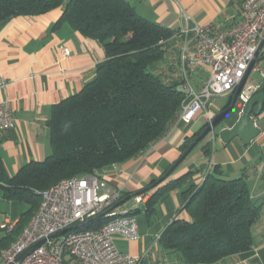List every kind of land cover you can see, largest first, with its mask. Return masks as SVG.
I'll return each mask as SVG.
<instances>
[{"label":"trees","instance_id":"16d2710c","mask_svg":"<svg viewBox=\"0 0 264 264\" xmlns=\"http://www.w3.org/2000/svg\"><path fill=\"white\" fill-rule=\"evenodd\" d=\"M56 7L62 9L57 23L65 21L96 39L105 58L80 90L53 106L47 120L50 154L23 164L11 176L0 163L2 196L25 205L11 229L0 230V254L38 209L40 191L65 178L102 176L141 155L177 121L186 80L199 88L209 74L203 64L188 66L183 72L177 52L180 47L174 46L181 40L179 30L140 15L128 0H0V24L14 16H36ZM260 57L264 58V50L256 60ZM257 91L264 92L263 77ZM205 125L184 138L181 153ZM209 151L204 147V153ZM191 175L160 185L166 177L151 187L149 191L155 190L141 207L129 211L150 216L157 198L183 188ZM126 195L123 192L121 198ZM181 195V210L189 220L173 219L159 238L160 249L177 255L182 264H219L224 257L254 246L257 213L244 176L228 179L217 170L206 173L200 184L189 185ZM103 219L82 229L99 227Z\"/></svg>","mask_w":264,"mask_h":264},{"label":"crops","instance_id":"0c3cea01","mask_svg":"<svg viewBox=\"0 0 264 264\" xmlns=\"http://www.w3.org/2000/svg\"><path fill=\"white\" fill-rule=\"evenodd\" d=\"M128 1L140 15L171 29L179 30L186 23L213 22L222 30L239 20L243 0ZM61 11V7H56L36 16H14L0 24V73L5 83L0 88V100H8L16 120L14 127L0 132V163L8 176L23 164L42 160L50 154L47 120L53 106L80 90L94 76L96 64L105 58L104 49L96 39L74 30L65 21L57 23ZM223 96L228 99L217 112L225 107L231 93ZM239 111L240 105L215 131L230 128L238 119ZM216 113L210 111L211 116ZM252 118L260 133L248 145L238 137L228 143L218 136L211 141L210 135L199 142L160 185L192 173L190 182L181 189L161 194L150 216L144 211L135 215L139 238L123 240L117 237L118 249L130 255L148 249L144 264H182L177 255L160 249L155 237L162 234L173 219L189 220L186 211L181 210V193L191 184H200L206 173L217 170L228 179L245 177L257 213L252 230L254 246L224 257L219 264H264V107ZM203 123L201 116L189 124L176 121L163 138L141 155L103 173L107 187L123 188L124 192L132 194L150 185L179 157L184 138L198 131ZM204 147L210 148L208 154L204 153ZM3 185L0 183V224H14L25 205L4 198ZM154 190L145 193L147 198ZM137 207L141 206L134 208ZM70 264L76 263L71 261Z\"/></svg>","mask_w":264,"mask_h":264},{"label":"built area","instance_id":"2783aa9c","mask_svg":"<svg viewBox=\"0 0 264 264\" xmlns=\"http://www.w3.org/2000/svg\"><path fill=\"white\" fill-rule=\"evenodd\" d=\"M178 36L182 42L180 66L183 72L188 66L202 64L208 65L210 70L199 88L186 80V94L177 121L189 124L201 116L208 123L212 117L209 109L212 98L232 93L254 58L264 36V0H243L239 20L228 28L217 29L213 22L186 23L180 27ZM4 85L0 73V88ZM259 87L257 83L241 89L240 107ZM15 122L8 100H0V132L14 127ZM209 135L213 141L214 133ZM123 192V188L109 189L106 179L97 174L61 179L40 191L38 209L17 238L2 250L0 264H70L71 261L76 264H144L148 249L130 255L116 245L117 237L123 240L139 238L136 216L129 210L117 214L113 208L102 216L104 219L99 227L82 229L83 223L97 220L96 215L120 201ZM134 200L136 205L142 206L147 195L138 194ZM76 225L82 226L49 238ZM12 226L0 224V230ZM160 236L156 235L155 240ZM40 240L44 242L16 261L24 250Z\"/></svg>","mask_w":264,"mask_h":264},{"label":"water","instance_id":"95a60500","mask_svg":"<svg viewBox=\"0 0 264 264\" xmlns=\"http://www.w3.org/2000/svg\"><path fill=\"white\" fill-rule=\"evenodd\" d=\"M264 48V36L261 39V41L258 44L257 50L254 54V58L250 61L248 68L238 83L235 90L231 93V96L229 98V101L227 102V105L221 109L219 112L214 114L211 117L210 122H204L207 125L202 129V131L193 139V141L188 145V147L179 155V157L166 169V171L157 179V181L154 184L148 185L145 188L138 190L132 194L126 195L124 198H122L120 201H118L115 205L110 207L108 210L96 215L94 218H100L102 217L107 211L115 208L125 200L136 196L138 194L147 192L151 189L153 185L156 183H160L163 181L168 175H170L173 170L184 160V158L192 151V149L202 140H204L209 134L214 133L215 137L218 136L221 141L224 143L230 142L233 138L238 137L244 145H248L251 140L256 138L260 130L256 126L255 120L252 118V116H258L260 112L262 111L264 107V92L263 91H255L252 93L249 97L246 103L243 104L242 107H240V111L238 113V119L236 122L230 127V128H223L219 131H215L216 126H218L226 117H228L240 104L239 99V93L241 89L243 88V85L245 83V80L248 76L249 71L251 70L252 66L255 63L256 58ZM92 219L86 221L82 225H86L88 222H90ZM82 225H76L73 227H70L66 230L59 231L55 233L54 235L50 236L49 238L58 236L63 234L64 232L68 230H75L76 228L82 226ZM44 240H40L36 242L35 244L28 247L26 250H24L16 259V261H19L23 256L28 254L31 250H33L35 247L39 246L41 243H43Z\"/></svg>","mask_w":264,"mask_h":264},{"label":"rangeland","instance_id":"374dc122","mask_svg":"<svg viewBox=\"0 0 264 264\" xmlns=\"http://www.w3.org/2000/svg\"><path fill=\"white\" fill-rule=\"evenodd\" d=\"M181 40L178 38L177 44H175V47H181ZM264 50V48H263ZM177 52L179 53L180 56V51L179 49H177ZM173 55V54H172ZM206 71H209L210 68L208 65L205 66ZM262 72L264 73V58L260 57L258 58L254 65L252 66L251 70L248 73V76L245 80V83L243 85V89H246L247 87H249L250 85H254L259 83L262 80ZM227 97L226 96H216L214 98H212L211 100V105L209 106V109L211 112L216 113L219 108H221V106H223L226 101H227ZM218 126H216L217 128ZM136 205L135 200L133 197L125 200L124 202H122L121 204H119L118 206H116L113 209L114 213H122L123 211H126L128 209H132L134 208ZM136 216H139V213L136 214ZM172 255V254H171ZM170 255V256H171Z\"/></svg>","mask_w":264,"mask_h":264}]
</instances>
